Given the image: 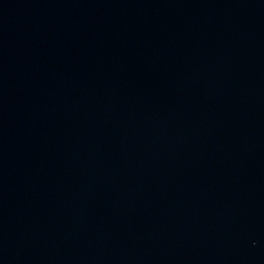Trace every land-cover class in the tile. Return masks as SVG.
<instances>
[{"label": "water", "instance_id": "water-1", "mask_svg": "<svg viewBox=\"0 0 264 264\" xmlns=\"http://www.w3.org/2000/svg\"><path fill=\"white\" fill-rule=\"evenodd\" d=\"M0 264H264V0H0Z\"/></svg>", "mask_w": 264, "mask_h": 264}]
</instances>
